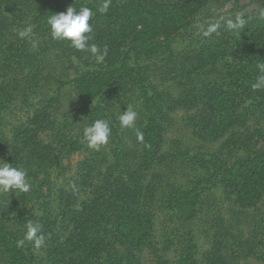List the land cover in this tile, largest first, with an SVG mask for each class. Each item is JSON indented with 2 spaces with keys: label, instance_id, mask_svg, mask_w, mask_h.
I'll return each instance as SVG.
<instances>
[{
  "label": "rangeland",
  "instance_id": "obj_1",
  "mask_svg": "<svg viewBox=\"0 0 264 264\" xmlns=\"http://www.w3.org/2000/svg\"><path fill=\"white\" fill-rule=\"evenodd\" d=\"M44 1L0 0V80L10 90L5 110L0 114V160L9 163V157L14 155L15 131L30 123L42 103L55 130L45 132L41 138L54 145L56 152L66 140L84 142V127L98 118H107L113 130L107 145L98 150L85 146L69 157L62 156L50 169V185L44 187V192L54 217L92 202L104 177L111 181L119 178L132 189L140 187V194L130 200L131 204L147 211L154 220L152 245L117 246L125 259H134L139 264H157L158 258L176 262L189 244L197 264H264V194L256 205L242 206L225 194L213 170L183 155L187 153L225 169L249 154L264 151V101L254 95L240 98L232 128L210 140L199 134L202 121L210 116L206 107L210 93L217 87H226L222 68L234 60L232 56L188 77L189 71L200 63L202 48L221 41L219 35L203 38L198 33L210 24L222 26L237 12L244 11L246 16L256 14L264 8V0H213L188 30L173 38L172 57L160 54L139 59L138 67L143 69L153 96L155 118L162 129L161 149L148 171L141 170L142 148L136 136L148 118L137 79L113 85L91 104L83 102L74 85H61L81 73L103 69L107 55L102 63H97L90 53L71 52L65 41L53 40L50 33L41 31L35 18ZM29 24L33 26L36 47L17 35L18 29ZM9 52L16 57L6 65ZM130 64L137 69L135 57ZM127 107L137 112L135 127L121 129L118 116ZM116 151L121 160L116 158ZM16 162L12 165L23 168V163ZM27 173L29 176L30 172ZM27 178L31 190L42 180L39 177L32 184ZM203 179L213 181L203 185L193 219L183 220L168 209L165 200L170 192L176 188L192 189ZM19 194L0 193V222L13 234L26 232L29 220L39 223L47 212L43 201L38 199L21 210L15 202ZM34 256L32 264H40L45 254L39 251ZM106 259L104 252H98L88 264H104Z\"/></svg>",
  "mask_w": 264,
  "mask_h": 264
},
{
  "label": "trees",
  "instance_id": "obj_2",
  "mask_svg": "<svg viewBox=\"0 0 264 264\" xmlns=\"http://www.w3.org/2000/svg\"><path fill=\"white\" fill-rule=\"evenodd\" d=\"M212 1L180 0L170 3L160 0H111L108 12L101 14L98 8L103 2L95 4L77 3L74 0H45L35 18V24L40 30L49 33L46 24L49 16L66 12L71 5L77 10L82 6L92 9L93 16L89 24L93 39L90 43L96 44L102 51L107 48V64L101 70L81 73L69 83L60 84L74 85L83 102L91 104L113 85L129 78L137 79L148 112L147 122L142 129V171L151 168L160 152L162 129L155 118L153 96L150 95L143 69L138 67L139 59L160 54L172 57L173 38L188 30ZM249 16L255 17V14ZM219 38L220 42L202 48L199 65L188 73V77H192L229 56L234 58L222 68L226 87L215 88L207 99L206 107L210 116L199 127L200 136L206 140L234 126L235 111L242 96L254 95L264 101V91H253L251 88V83L258 75L257 64L264 61V21L253 18L240 35L227 31L223 24ZM66 47L71 52H81L72 48L69 42H66ZM15 57L14 53L9 52L5 57L6 65ZM133 57L137 69L130 64ZM9 91L7 83L0 80V114L5 110ZM49 130H55L54 123L42 103L41 107L35 109L30 123L15 131L14 155L9 157L10 164L18 160L23 163V168L30 172L28 177L32 184L42 177L35 189L20 193L15 202L24 210L34 199L43 201L47 212L39 224L42 225L45 246L36 250L28 241L22 247L18 246L17 241L24 238L25 232L13 234L0 222V262L32 264L35 262L34 253L43 251L45 257L40 260V264H88L98 252L106 254L104 264H139L134 259L122 257L117 249V246L141 248L154 242L153 217L147 211L135 208L130 201L140 194L139 186L132 189L119 178L111 181L104 177L103 185L97 189L92 202L84 204L81 209L61 212L58 217L51 214L49 197L44 192V187L50 185V169L57 165L62 156L69 157L87 145L77 139H70L61 142L62 147L58 146L56 152L54 145L41 138ZM183 155L213 170L216 180L220 178L225 194L242 206L256 205L264 194V151L249 154L225 169H219L205 159L190 157L187 153ZM115 156L121 160L118 151ZM25 160L29 162L28 166ZM211 181L213 179L200 180L192 189H174L166 197V206L183 220L193 219L198 212L202 187ZM18 213L14 215L16 218ZM192 251L191 246L186 244L176 262L158 258L157 264H197Z\"/></svg>",
  "mask_w": 264,
  "mask_h": 264
},
{
  "label": "clouds",
  "instance_id": "obj_3",
  "mask_svg": "<svg viewBox=\"0 0 264 264\" xmlns=\"http://www.w3.org/2000/svg\"><path fill=\"white\" fill-rule=\"evenodd\" d=\"M111 5V0H103V3L98 8V12L106 14ZM93 16L92 9L82 6L78 10L73 5L68 6L66 12L53 14L47 18L46 24L50 36L56 41L69 42L70 46L77 51L88 52L96 60L97 63H102L107 55V48L103 51L94 43H90L93 39L92 27L89 24L90 18ZM255 18L259 21H264V8L260 9L255 17L246 16L244 11L237 12L233 18L225 21L224 27L227 31L240 35L250 21ZM221 24L214 23L207 26L198 35L203 38L212 37L214 34L219 35ZM17 35L20 39H27L32 47H36L34 39L33 26H28L18 29ZM258 75L254 82L251 83L253 91H264V61L257 64ZM137 112L132 107H127L126 111L118 116V122L121 129L135 127ZM112 134V128L107 119L98 118L83 129V141L87 147L92 150H98L100 147L107 145ZM138 141H143V133L136 131ZM27 171L19 166H13L0 160V193H28L31 190V185L28 181ZM71 187H75L73 184ZM25 241L30 242L33 248L39 250L45 246V237L42 234V225L29 220L26 225V232L22 240L17 241V245L22 247Z\"/></svg>",
  "mask_w": 264,
  "mask_h": 264
}]
</instances>
